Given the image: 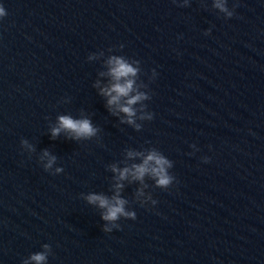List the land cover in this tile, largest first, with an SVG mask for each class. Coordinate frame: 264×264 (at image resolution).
<instances>
[{
	"label": "water",
	"instance_id": "obj_1",
	"mask_svg": "<svg viewBox=\"0 0 264 264\" xmlns=\"http://www.w3.org/2000/svg\"><path fill=\"white\" fill-rule=\"evenodd\" d=\"M182 3L0 0V264H264V0H227L228 19ZM112 55L140 62L132 95L151 96L133 124L101 94ZM62 115L99 131L52 138ZM153 148L173 162L168 189L117 179ZM117 183L136 219L105 232L86 197Z\"/></svg>",
	"mask_w": 264,
	"mask_h": 264
},
{
	"label": "clouds",
	"instance_id": "obj_2",
	"mask_svg": "<svg viewBox=\"0 0 264 264\" xmlns=\"http://www.w3.org/2000/svg\"><path fill=\"white\" fill-rule=\"evenodd\" d=\"M176 2V0H173ZM182 7L188 6L187 0H183V3L180 5ZM214 8L219 9L221 13H224L225 19L231 18L234 15V9L236 5H233V9L230 10L227 6V0H214ZM7 15L3 5H0V18H3ZM211 29H208L205 34H210ZM120 48H123V45H120ZM111 51V49H110ZM91 59V55L88 57ZM108 64L110 66L109 75L112 78V83L101 89V94L108 97L107 106L109 110L115 106L120 112H123L127 115V123L133 124L134 121L132 117L135 115V111L132 105L144 101L150 100L151 96L149 93L136 91L135 95L132 93L135 91V77L139 71L138 65L140 62L138 60L132 59L129 62V58L124 56L112 55L108 59ZM137 66H133V65ZM156 76V72L153 69V78ZM147 107V105H144ZM141 119H147L151 121L153 119V114H149L145 117L142 116ZM139 128V125H137ZM67 131L72 135L70 139H89L97 134L99 131L97 128L93 127L91 121L87 118L84 119H73L70 116L62 115L58 117V127H54L51 130L52 138H56L61 131ZM27 140H21V145H27ZM31 148V145H28ZM193 149L196 148L195 145H191ZM198 150V149H197ZM133 153H129V156H132ZM43 156L48 157L47 163L44 165L45 170L51 169L53 164L56 162V157L51 156L47 150L44 151ZM204 162H208L209 158L204 157ZM173 167V162L169 160L162 152L158 149L153 148L149 151L147 156L143 159L142 163L134 164L131 168L125 167L123 170L117 169L113 166L112 171L118 172V180H124L129 175L132 176L134 180L144 181L145 176H149L154 181V187L161 189H168L175 181V177L170 174L169 169ZM61 169L57 168L56 172H60ZM123 187L122 184L117 183L115 185L116 195H114L111 200L104 195L99 194H89L86 199L89 204L97 205L99 208L104 209V212L101 215V219L112 224L109 227L107 224L104 226L105 232H112L114 228H119L120 225L116 223L122 217L125 219H136V213L134 211H126L125 204L127 201L122 199L119 195V190ZM147 187V185H146ZM143 190H138V195H143ZM148 200L151 201V204L156 205L157 201L152 198L150 195ZM141 205H145L144 202ZM45 249L49 248V245H44ZM47 256L46 253L40 252L31 255L30 260L35 262V264H44ZM23 264H28V261H24Z\"/></svg>",
	"mask_w": 264,
	"mask_h": 264
}]
</instances>
